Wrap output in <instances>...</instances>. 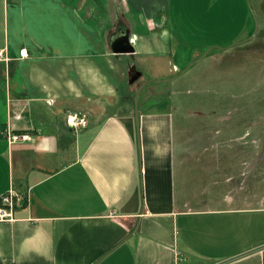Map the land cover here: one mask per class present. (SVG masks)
I'll return each mask as SVG.
<instances>
[{
  "label": "crops",
  "instance_id": "1",
  "mask_svg": "<svg viewBox=\"0 0 264 264\" xmlns=\"http://www.w3.org/2000/svg\"><path fill=\"white\" fill-rule=\"evenodd\" d=\"M101 5L94 17L93 0H0V195L23 197L0 218V264H264V227L254 237L244 217L255 207L188 192V121L151 86L175 80L189 46L199 60L254 33L243 0H201L171 17L186 48L179 63L146 12ZM118 28L133 52L112 50ZM68 110L86 125L67 124ZM7 129L32 139L10 142Z\"/></svg>",
  "mask_w": 264,
  "mask_h": 264
},
{
  "label": "rangeland",
  "instance_id": "2",
  "mask_svg": "<svg viewBox=\"0 0 264 264\" xmlns=\"http://www.w3.org/2000/svg\"><path fill=\"white\" fill-rule=\"evenodd\" d=\"M200 1L124 0L125 6L119 7L128 10L130 5L146 12L159 39L167 33L169 55L179 63L186 48L171 32L170 19L197 13ZM243 2L254 33L199 60L195 59L201 52L189 46L188 64H172L170 76L175 80L151 86L158 94L170 92L175 115L188 121L180 147V172L188 192L203 191L214 206L255 207L253 215L244 217L253 218L257 237L256 223L264 227V0ZM101 7V0H93L94 17ZM107 7L112 15L111 3ZM181 7L184 14L178 11Z\"/></svg>",
  "mask_w": 264,
  "mask_h": 264
},
{
  "label": "built area",
  "instance_id": "3",
  "mask_svg": "<svg viewBox=\"0 0 264 264\" xmlns=\"http://www.w3.org/2000/svg\"><path fill=\"white\" fill-rule=\"evenodd\" d=\"M133 42V37L130 38ZM23 49H21L20 53ZM0 56L5 57V51L0 49ZM47 101H52L51 98H48ZM65 120L67 124L72 126L73 128H78L80 126H84L87 123L86 116L78 111L68 110L65 113ZM4 135L9 139V141L15 140H29L32 139V134L27 131L15 132L11 130L2 131ZM22 195L17 193L15 189L11 188L0 195V218L3 217H11L14 212V208L18 203V200H22Z\"/></svg>",
  "mask_w": 264,
  "mask_h": 264
},
{
  "label": "water",
  "instance_id": "4",
  "mask_svg": "<svg viewBox=\"0 0 264 264\" xmlns=\"http://www.w3.org/2000/svg\"><path fill=\"white\" fill-rule=\"evenodd\" d=\"M111 48L114 52H133L135 50L134 43L130 39L128 29L118 28L109 39Z\"/></svg>",
  "mask_w": 264,
  "mask_h": 264
}]
</instances>
